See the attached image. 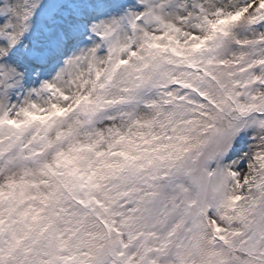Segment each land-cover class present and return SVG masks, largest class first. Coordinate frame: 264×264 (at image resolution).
I'll return each instance as SVG.
<instances>
[{
    "label": "snow or ice",
    "instance_id": "snow-or-ice-1",
    "mask_svg": "<svg viewBox=\"0 0 264 264\" xmlns=\"http://www.w3.org/2000/svg\"><path fill=\"white\" fill-rule=\"evenodd\" d=\"M0 264H264V0H0Z\"/></svg>",
    "mask_w": 264,
    "mask_h": 264
}]
</instances>
